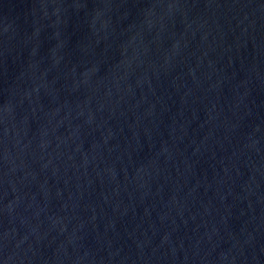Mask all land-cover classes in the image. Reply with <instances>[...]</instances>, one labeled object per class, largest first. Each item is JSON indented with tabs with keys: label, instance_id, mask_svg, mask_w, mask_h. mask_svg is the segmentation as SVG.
Returning a JSON list of instances; mask_svg holds the SVG:
<instances>
[{
	"label": "water",
	"instance_id": "95a60500",
	"mask_svg": "<svg viewBox=\"0 0 264 264\" xmlns=\"http://www.w3.org/2000/svg\"><path fill=\"white\" fill-rule=\"evenodd\" d=\"M0 264H264V0H0Z\"/></svg>",
	"mask_w": 264,
	"mask_h": 264
}]
</instances>
